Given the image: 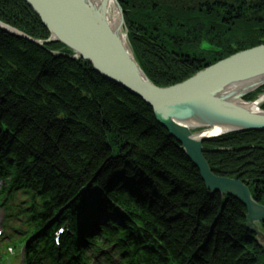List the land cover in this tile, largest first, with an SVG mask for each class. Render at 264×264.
<instances>
[{
    "label": "trees",
    "instance_id": "obj_1",
    "mask_svg": "<svg viewBox=\"0 0 264 264\" xmlns=\"http://www.w3.org/2000/svg\"><path fill=\"white\" fill-rule=\"evenodd\" d=\"M118 2L136 60L158 87L264 44V0ZM0 21L49 37L23 0H0ZM71 55L60 43L42 49L0 31V196L29 192L41 233L60 211L87 219L118 203L141 227V236L132 223L126 233L144 264H264L245 208L211 195L151 109ZM203 148L214 175L253 195L264 187V132L232 133Z\"/></svg>",
    "mask_w": 264,
    "mask_h": 264
},
{
    "label": "water",
    "instance_id": "obj_2",
    "mask_svg": "<svg viewBox=\"0 0 264 264\" xmlns=\"http://www.w3.org/2000/svg\"><path fill=\"white\" fill-rule=\"evenodd\" d=\"M23 1L46 27L49 38L33 39L1 21L0 31L42 49L50 43H60L73 53L69 58L88 63L99 76L141 100L198 170L205 189L211 195L232 198L245 208L246 230L254 236L257 247L264 249V230L260 225L264 221V206L252 198L242 182L215 176L203 157L207 151L203 143L208 140L236 132H264V92L253 101H244V97L264 86V44L205 67L183 82L158 87L136 60L117 0H112L118 16L115 27L107 16L110 0H102L99 6L88 0ZM48 53L64 56L61 52ZM248 81V86L237 91L229 89ZM231 100L239 104H235L237 108L230 105ZM241 104L251 106L253 113ZM187 120H194L193 128L181 123ZM215 127L218 134L201 135Z\"/></svg>",
    "mask_w": 264,
    "mask_h": 264
},
{
    "label": "bare ground",
    "instance_id": "obj_3",
    "mask_svg": "<svg viewBox=\"0 0 264 264\" xmlns=\"http://www.w3.org/2000/svg\"><path fill=\"white\" fill-rule=\"evenodd\" d=\"M90 1L94 6H99L100 2L102 0H88ZM107 16H108V20L110 22V24L115 27L117 25V21H118V16H117V12L114 8V3L112 2V0L108 1V5H107ZM192 77V76H191ZM250 82H244V83H241L240 85H233L232 87H230L229 89L230 90H234V91H237L238 89L240 88H244L246 86H248ZM232 99V98H231ZM230 105H239L237 102H233V100L229 101ZM237 105L236 108L238 107ZM242 105V104H241ZM244 105V104H243ZM242 105V106H243ZM247 107L248 110H251L250 112L253 113L254 109L251 107V106H247V105H244ZM194 122V120H187V121H182L181 123L182 124H185L188 128L191 126L192 128L194 127V124H192ZM204 134H201V135H214V134H218L219 133V129L217 127L213 128L212 130H208V131H202ZM201 132V133H202ZM248 187V186H247Z\"/></svg>",
    "mask_w": 264,
    "mask_h": 264
},
{
    "label": "flooded vegetation",
    "instance_id": "obj_4",
    "mask_svg": "<svg viewBox=\"0 0 264 264\" xmlns=\"http://www.w3.org/2000/svg\"><path fill=\"white\" fill-rule=\"evenodd\" d=\"M252 192H254V195L252 194L254 200L264 206V187H256ZM262 225L264 227V222H262Z\"/></svg>",
    "mask_w": 264,
    "mask_h": 264
},
{
    "label": "rangeland",
    "instance_id": "obj_5",
    "mask_svg": "<svg viewBox=\"0 0 264 264\" xmlns=\"http://www.w3.org/2000/svg\"><path fill=\"white\" fill-rule=\"evenodd\" d=\"M204 47H206V48H207L208 46H204Z\"/></svg>",
    "mask_w": 264,
    "mask_h": 264
}]
</instances>
